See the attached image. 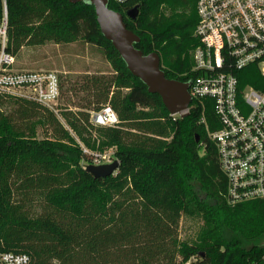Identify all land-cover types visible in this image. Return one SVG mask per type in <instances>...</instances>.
Wrapping results in <instances>:
<instances>
[{"label":"trees","instance_id":"trees-1","mask_svg":"<svg viewBox=\"0 0 264 264\" xmlns=\"http://www.w3.org/2000/svg\"><path fill=\"white\" fill-rule=\"evenodd\" d=\"M136 5L137 16L131 18L127 11ZM108 6L121 12L139 36L138 49L159 53L168 78H188L200 42L194 35L196 0H108ZM5 14V48L13 55L24 45L79 38L103 49L114 75L95 80L100 104L93 110L110 104L120 122L95 129L99 148L118 146L120 164L111 175L94 176L81 163L92 162L90 155L53 111L0 93V105L15 99L29 116L43 109L39 122L52 128L51 136L39 138L34 127H17L0 108V250L25 252L30 264H118L115 252L134 246L129 241H135L142 224L151 226L161 245L140 248L138 264H186L193 256L197 261L190 264H264V197L227 201V177L208 135L220 126L211 99H193L187 114L172 115L161 95L149 91L102 33L92 3L0 0V25ZM240 85L264 89L256 64L241 71ZM63 114L79 138L96 148L89 138V112ZM132 130L142 135L126 141ZM34 192L45 204L36 214L30 210ZM126 203L133 207L131 218L121 210ZM183 213L203 215L198 242H179L174 236L167 243ZM159 255L169 258L162 261Z\"/></svg>","mask_w":264,"mask_h":264},{"label":"built area","instance_id":"built-area-1","mask_svg":"<svg viewBox=\"0 0 264 264\" xmlns=\"http://www.w3.org/2000/svg\"><path fill=\"white\" fill-rule=\"evenodd\" d=\"M196 7L199 19L194 35L200 42L193 49V66L185 81L189 82L192 100L211 99L219 118L220 126L208 135L217 147L227 177V201L263 198L264 89L242 87L240 79L241 71L253 64L264 77V0H196ZM0 39V93L35 101L61 117L58 72L13 66L15 55L5 48L7 14L0 25ZM189 109L190 105L186 112ZM90 122L95 126H117L120 119L106 104L91 110ZM95 163L100 164L101 159ZM30 261L25 252L0 250V264Z\"/></svg>","mask_w":264,"mask_h":264},{"label":"rangeland","instance_id":"rangeland-1","mask_svg":"<svg viewBox=\"0 0 264 264\" xmlns=\"http://www.w3.org/2000/svg\"><path fill=\"white\" fill-rule=\"evenodd\" d=\"M13 66L15 68L35 70L52 69L58 72L61 81L59 108L61 109L62 114L61 117H58L57 114L56 116L62 125L70 130L78 144L90 155L92 162L82 160L81 163L83 165L86 166L90 163H95L96 159H101V163H108L117 159L115 157V151L118 149L116 144L104 147L103 149L99 148L100 137L95 128L100 126H95L91 122L88 125V130L91 131V134H89L90 141L95 142L96 145V148H91L79 138L63 116V112L65 111L81 110L88 111L90 115L91 110L100 104L95 95L96 92L94 91V85H97L95 80L101 78V80L105 79L106 81H109L114 75L113 67L106 58L101 47L81 38L71 42H56L50 40L43 44L24 45L15 54V63ZM18 105L19 103L16 102L15 99L6 98L4 99V103L0 105V108L10 115L12 121L17 127L24 128L27 131L34 127L36 130V136L39 138L52 135L51 126L39 122L38 117L42 115L43 109H40L37 112V115L29 116V113L27 114L18 108ZM172 115L180 116V114ZM131 133L132 134L126 135V141L135 140V135L140 132L132 130ZM142 133L148 134L146 132ZM100 154L104 155V157H98ZM44 205L42 197L34 192L30 205L32 213H39L43 210ZM131 208H133L131 204L126 203L125 206L121 207V210L127 211L131 218L133 213ZM204 225L205 219L202 214L183 213L179 218L177 227L173 230L174 235L166 239V242L170 243L175 236L179 242H186L189 244L197 243L199 240V234L204 228ZM150 230L151 226L143 228L141 224L139 233L134 236L135 241H129L134 243V246L119 249V251L115 252L118 264H138L136 260L140 254L138 256L136 254L141 253L138 252L140 248H146V245L148 244L152 246L161 245L156 234L150 232ZM170 250H172V247H170ZM166 258H169V256L167 255V257H164L163 255H159L158 257V259L162 261H166ZM189 261L191 263L196 262L197 258L193 256Z\"/></svg>","mask_w":264,"mask_h":264},{"label":"water","instance_id":"water-1","mask_svg":"<svg viewBox=\"0 0 264 264\" xmlns=\"http://www.w3.org/2000/svg\"><path fill=\"white\" fill-rule=\"evenodd\" d=\"M84 1L94 4L102 33L112 41L131 72L147 84L149 91L161 95L171 114H180V116L187 114L186 109L192 101L189 82L168 78L161 67L158 52L144 54L135 46L140 39L139 36L127 27L121 12L108 6V0ZM137 12L138 6L136 5L127 11V15L135 18ZM198 139L199 136H197ZM119 164V160L114 159L108 163H90L85 168L96 177H106L115 172Z\"/></svg>","mask_w":264,"mask_h":264}]
</instances>
